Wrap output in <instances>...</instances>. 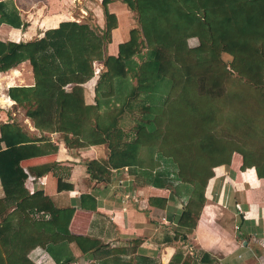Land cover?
Returning a JSON list of instances; mask_svg holds the SVG:
<instances>
[{"label":"trees","instance_id":"16d2710c","mask_svg":"<svg viewBox=\"0 0 264 264\" xmlns=\"http://www.w3.org/2000/svg\"><path fill=\"white\" fill-rule=\"evenodd\" d=\"M114 1H100L103 28L64 21L33 41L0 42V72L26 61L33 67L35 85L11 88L9 96L40 132L31 137L20 123L1 126L0 264H31L32 249L86 239L69 231L75 208L59 209L44 192L26 187L22 163L58 152L49 135L64 134L71 147H108V159L87 163L93 180L108 181L112 171L128 168L139 183L171 187L183 212L169 243H184L196 229L214 169L231 162V139L244 147L254 144L251 136L264 143V84L223 59L264 35V0H120L138 27L111 56ZM4 23L10 24L0 11ZM98 62L104 68L96 75ZM95 78V104L88 105L85 85ZM243 157V169L264 161ZM68 187L59 182V189Z\"/></svg>","mask_w":264,"mask_h":264},{"label":"crops","instance_id":"0c3cea01","mask_svg":"<svg viewBox=\"0 0 264 264\" xmlns=\"http://www.w3.org/2000/svg\"><path fill=\"white\" fill-rule=\"evenodd\" d=\"M47 1L57 5L61 1V20L58 16L55 25L43 29L42 23L32 22L31 13L20 0H0V11L10 23L0 26V42L33 41L42 38L47 30L57 28L61 22H83L88 16L95 17L91 7L74 5V0L71 8L65 6L67 0ZM117 2L121 1L109 5L118 19L113 41L107 47L111 56L118 55L119 45L129 41L130 31L138 27L135 14L127 5L118 6L115 12ZM34 5L35 9H31L43 10L39 3ZM104 22L102 9L99 21L102 28ZM228 64L251 82L263 85L264 35L247 41ZM94 66L104 68L102 62ZM96 79L85 85L88 105L95 104ZM34 85L30 61L0 72V138L1 126L13 122L22 124L31 137H40L24 109L9 96L11 88ZM233 123L239 124V121ZM49 136L58 152L22 163L29 176L26 187L31 194L44 192L59 209L75 208L69 231L86 239L83 243L82 240L70 244L60 242L32 249L28 254L31 264H264V161L258 167L243 169L244 155L249 156L250 163L251 155L264 156L262 137L259 145L254 142L257 137L251 136L249 140L254 144H249L250 147L231 139L228 145L234 148L231 162L214 169L196 229L184 243H169L166 238L174 234L183 212V202L171 187L156 188L139 183L128 168L112 171L108 181L93 180L87 163L108 159V147H71L64 134ZM257 144L260 148L253 150L252 146ZM2 147L6 149V144ZM258 170L262 175L259 176ZM60 181L62 186L69 187L59 189ZM4 200L0 179V201ZM95 244L98 245L93 248ZM175 255L180 257L174 260Z\"/></svg>","mask_w":264,"mask_h":264},{"label":"rangeland","instance_id":"374dc122","mask_svg":"<svg viewBox=\"0 0 264 264\" xmlns=\"http://www.w3.org/2000/svg\"><path fill=\"white\" fill-rule=\"evenodd\" d=\"M71 1L73 2V0H67V4H65V6H67L68 8H71L69 6L72 5ZM20 3H22V6L25 7V10H29V13H31V19L33 20L32 22L36 21L38 23H42L43 29L50 27L51 25H55L57 23V18L58 16H60V20H61V1L60 3L57 4H50L48 3L47 0H20ZM35 3H39L42 7V11H37V10H33L31 9V7H33L35 9ZM74 5L75 4H81L84 6H89L92 9V14L95 16L94 18H91V16H88V20H82L83 22H87L89 24H91L94 28L96 29H100L102 28V23H99V21H101V10L102 5L100 2H98L97 0H74ZM72 5V6H74ZM118 6H125L124 3L122 2H117L115 3V12L117 11L116 8H118ZM56 9L58 11H56ZM34 12V14H33ZM58 12V13H57ZM97 14V15H96ZM51 15V16H49ZM48 19V21H47ZM90 20V21H89ZM46 21V23L43 22ZM103 27H104V23H103ZM118 39V38H116ZM190 45L191 47H195L198 45V41L196 40H190ZM115 47V45H113L112 49ZM224 61L229 63L231 61V56L225 54L223 55ZM192 60V58H190ZM96 68V67H95ZM102 69V68H101Z\"/></svg>","mask_w":264,"mask_h":264},{"label":"built area","instance_id":"2783aa9c","mask_svg":"<svg viewBox=\"0 0 264 264\" xmlns=\"http://www.w3.org/2000/svg\"><path fill=\"white\" fill-rule=\"evenodd\" d=\"M101 71H102V69L101 68L98 69L97 66H96V68H95V74L98 75ZM31 179H32V181H35V178H31ZM41 183L43 184L44 182L41 181Z\"/></svg>","mask_w":264,"mask_h":264},{"label":"bare ground","instance_id":"6f19581e","mask_svg":"<svg viewBox=\"0 0 264 264\" xmlns=\"http://www.w3.org/2000/svg\"><path fill=\"white\" fill-rule=\"evenodd\" d=\"M97 68L100 69L101 67H98V66H97Z\"/></svg>","mask_w":264,"mask_h":264}]
</instances>
